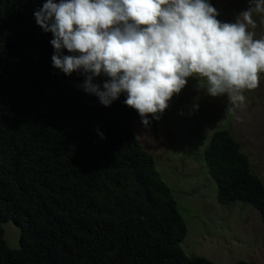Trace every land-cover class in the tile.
<instances>
[{
    "label": "trees",
    "instance_id": "obj_1",
    "mask_svg": "<svg viewBox=\"0 0 264 264\" xmlns=\"http://www.w3.org/2000/svg\"><path fill=\"white\" fill-rule=\"evenodd\" d=\"M44 2L0 0V264H219L181 248L185 219L132 129L136 118L157 138V120L145 125L126 92L102 105L82 72L52 66L53 34L34 15ZM202 157L216 201L250 204L264 226V187L228 128ZM8 220L18 248L4 240Z\"/></svg>",
    "mask_w": 264,
    "mask_h": 264
},
{
    "label": "clouds",
    "instance_id": "obj_2",
    "mask_svg": "<svg viewBox=\"0 0 264 264\" xmlns=\"http://www.w3.org/2000/svg\"><path fill=\"white\" fill-rule=\"evenodd\" d=\"M248 3L234 22L218 20L207 0H45L34 15L53 34L54 68L82 72L83 89L106 107L126 92L124 103L147 125L189 77L204 81L210 96L226 95V111L246 106L244 93L264 75V38L253 31L264 0ZM101 74L102 88L93 83Z\"/></svg>",
    "mask_w": 264,
    "mask_h": 264
},
{
    "label": "rangeland",
    "instance_id": "obj_3",
    "mask_svg": "<svg viewBox=\"0 0 264 264\" xmlns=\"http://www.w3.org/2000/svg\"><path fill=\"white\" fill-rule=\"evenodd\" d=\"M207 2L217 10L216 18L221 22H234L240 12L250 7L248 0ZM254 15L258 19L264 17ZM256 23L257 27L250 30L256 33L255 38H264V23ZM203 84L196 77L187 78L186 86L156 119L157 138L136 118L132 120V129L153 154L156 168L171 187L185 219L187 230L180 244L183 251L219 264H233L237 260L264 264V226L258 211L241 201L218 203L214 180L202 157L212 131L226 127L240 142L251 171L259 176L264 187V75L256 90L244 93L246 106L231 113L226 111L227 96H210L201 87ZM1 227L6 244L18 248V227L11 220Z\"/></svg>",
    "mask_w": 264,
    "mask_h": 264
}]
</instances>
